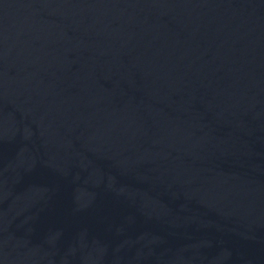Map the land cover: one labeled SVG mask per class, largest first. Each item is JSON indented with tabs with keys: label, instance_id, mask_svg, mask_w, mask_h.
<instances>
[{
	"label": "water",
	"instance_id": "95a60500",
	"mask_svg": "<svg viewBox=\"0 0 264 264\" xmlns=\"http://www.w3.org/2000/svg\"><path fill=\"white\" fill-rule=\"evenodd\" d=\"M0 264H264V0H0Z\"/></svg>",
	"mask_w": 264,
	"mask_h": 264
}]
</instances>
